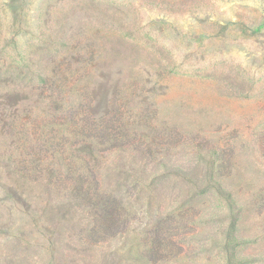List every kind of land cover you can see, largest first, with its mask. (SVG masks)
<instances>
[{"label": "rangeland", "instance_id": "obj_1", "mask_svg": "<svg viewBox=\"0 0 264 264\" xmlns=\"http://www.w3.org/2000/svg\"><path fill=\"white\" fill-rule=\"evenodd\" d=\"M0 264H264V0H0Z\"/></svg>", "mask_w": 264, "mask_h": 264}]
</instances>
